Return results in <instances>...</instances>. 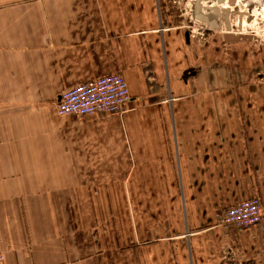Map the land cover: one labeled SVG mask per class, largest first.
Returning a JSON list of instances; mask_svg holds the SVG:
<instances>
[{"label": "crops", "instance_id": "0c3cea01", "mask_svg": "<svg viewBox=\"0 0 264 264\" xmlns=\"http://www.w3.org/2000/svg\"><path fill=\"white\" fill-rule=\"evenodd\" d=\"M173 1L0 0L4 264H264V212L218 224L264 208V43ZM109 75L121 114L58 116L63 92Z\"/></svg>", "mask_w": 264, "mask_h": 264}, {"label": "built area", "instance_id": "2783aa9c", "mask_svg": "<svg viewBox=\"0 0 264 264\" xmlns=\"http://www.w3.org/2000/svg\"><path fill=\"white\" fill-rule=\"evenodd\" d=\"M225 0V3L226 4ZM184 0L173 1L175 6H180ZM180 15L187 14L186 9L192 7L194 0H191ZM189 10V9H188ZM234 10V8H230ZM248 14L244 17L247 20ZM187 28L190 37L193 39L203 38L206 35V28L199 21L188 17ZM254 40H259L253 37ZM260 74L257 73L256 76ZM264 80V72L261 73ZM131 99L126 81L118 75L103 76L87 84L76 86L63 92L58 98L56 112L58 116L75 115L81 118L93 117L95 115L109 116L121 114L122 108ZM264 208L258 198L242 202L232 208L220 212L218 216L220 226H233L238 229H249L259 226L263 222ZM4 255L0 251V264H4Z\"/></svg>", "mask_w": 264, "mask_h": 264}, {"label": "rangeland", "instance_id": "374dc122", "mask_svg": "<svg viewBox=\"0 0 264 264\" xmlns=\"http://www.w3.org/2000/svg\"><path fill=\"white\" fill-rule=\"evenodd\" d=\"M234 1L237 4L234 12H240L242 15H246L247 13L251 14V17L248 16L247 20L243 19L242 21V35L253 36L264 43V2L262 0ZM224 8L226 9V5H224ZM234 24H237L236 20Z\"/></svg>", "mask_w": 264, "mask_h": 264}, {"label": "water", "instance_id": "95a60500", "mask_svg": "<svg viewBox=\"0 0 264 264\" xmlns=\"http://www.w3.org/2000/svg\"><path fill=\"white\" fill-rule=\"evenodd\" d=\"M207 2L210 3V6H208L206 8V11H211L215 14V16H218V14H222V20L224 21L225 18V23H226V27H225V34H224V40L225 41H239L242 39H250V36H244V35H234L231 34V27H230V23L228 21L229 18L233 19L234 14L232 13L229 9L228 10H222L219 9L218 6L223 5L225 3V0H194V4H193V11H195L198 15V12H200L201 10V5L202 3ZM262 2H264V0H262ZM212 5V6H211ZM228 5L230 7L235 6V1L234 0H228ZM244 15L242 14H238V30H241V26H242V17ZM200 20L199 22H203L201 18L197 19Z\"/></svg>", "mask_w": 264, "mask_h": 264}, {"label": "bare ground", "instance_id": "6f19581e", "mask_svg": "<svg viewBox=\"0 0 264 264\" xmlns=\"http://www.w3.org/2000/svg\"><path fill=\"white\" fill-rule=\"evenodd\" d=\"M224 5H226V10H228L230 7H229V5H227V3L226 4H223V5H220V6H218L219 8L220 7H223ZM202 6V5H201ZM204 7V6H203ZM222 10H225V9H222ZM201 14V13H200ZM202 15V14H201Z\"/></svg>", "mask_w": 264, "mask_h": 264}]
</instances>
